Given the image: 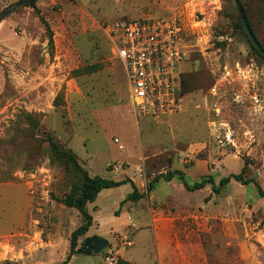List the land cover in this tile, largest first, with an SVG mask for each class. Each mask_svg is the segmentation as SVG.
<instances>
[{
  "label": "rangeland",
  "instance_id": "374dc122",
  "mask_svg": "<svg viewBox=\"0 0 264 264\" xmlns=\"http://www.w3.org/2000/svg\"><path fill=\"white\" fill-rule=\"evenodd\" d=\"M16 1L0 0V13ZM243 1L264 46V2ZM36 5L39 12L25 4L0 22V182L22 181L30 196L13 246L0 240V264H60L72 231L82 223L80 212L60 201L79 172L54 158L49 136L75 153L92 176H129L145 192L137 201L122 202L130 184L102 190L89 204L93 223L81 241L106 233L114 246L121 233L110 228L135 224L127 209L157 212L201 242L210 264H264V197L254 183L264 191V58L235 27L234 2L37 0ZM168 16L184 26L182 106L136 116L132 88L111 53L106 28L121 18ZM174 169L189 181L213 175L218 182L241 173L249 182L232 180L217 193L211 185L187 190L175 177L148 189L157 174ZM0 190L4 211L16 212L12 217L10 210V221L1 217L2 233L17 226L11 198L26 192L23 186ZM106 251L82 253L80 259L100 264Z\"/></svg>",
  "mask_w": 264,
  "mask_h": 264
},
{
  "label": "built area",
  "instance_id": "2783aa9c",
  "mask_svg": "<svg viewBox=\"0 0 264 264\" xmlns=\"http://www.w3.org/2000/svg\"><path fill=\"white\" fill-rule=\"evenodd\" d=\"M106 34L111 53L121 61L132 88L135 115L178 110L182 106L180 65L185 58L181 21L175 16L121 18L107 26ZM133 226L130 223L129 229ZM115 239L103 256L106 264L118 260L121 245H132L129 233Z\"/></svg>",
  "mask_w": 264,
  "mask_h": 264
},
{
  "label": "crops",
  "instance_id": "0c3cea01",
  "mask_svg": "<svg viewBox=\"0 0 264 264\" xmlns=\"http://www.w3.org/2000/svg\"><path fill=\"white\" fill-rule=\"evenodd\" d=\"M125 177L129 176L113 179L119 180ZM131 179L134 181L133 178ZM125 184L131 185L129 182ZM0 186H23L26 192V196L23 198L19 196H13L11 198L13 206L17 207V226L13 230L0 233V240L3 238L5 243L13 246L11 238L21 232L22 223L26 218V213L30 204V196L27 193L25 183L22 181L0 182ZM100 193L98 194L96 200H98ZM125 198H123V200ZM123 200L122 202H124ZM0 205V219L4 216V222L10 221V210L12 217H15L16 212L13 208H9L10 210L6 213L4 210L7 207H4L1 203ZM127 214L132 215V218L130 217V221L134 220V228L129 229L128 227L127 230H125V226H127L126 224L120 230L113 229V227L110 229L120 231L121 234H131L132 245H121L118 248V260L113 264H210L208 261L207 250L203 244L197 240H193L188 231L178 229L173 217L157 212L144 213L138 210L130 212L129 209H127ZM94 219L96 218L94 217ZM90 235L107 237L106 233L101 234L94 232ZM80 256L81 254L78 253L71 255L67 264H83ZM103 256L104 255H102L100 264H106Z\"/></svg>",
  "mask_w": 264,
  "mask_h": 264
},
{
  "label": "trees",
  "instance_id": "16d2710c",
  "mask_svg": "<svg viewBox=\"0 0 264 264\" xmlns=\"http://www.w3.org/2000/svg\"><path fill=\"white\" fill-rule=\"evenodd\" d=\"M259 1L264 2V0H259ZM36 2L37 0H29L26 3V5H32L39 12ZM239 2L241 4V7L244 11L247 22L254 36L256 37L257 41L260 43L261 47L264 49V46L260 42L256 34L255 28L253 26V23L250 19L249 10H248L246 3L243 0H239ZM41 18L45 22V19L43 17ZM235 27L238 30H240L243 33V35H245L252 50H254L256 53H258L261 57L264 58V56L258 52V50L252 45L250 39L248 38L244 30V27L242 25V22L240 20L239 14L235 22ZM50 41L52 42V39ZM48 139L51 145V149L53 151L54 158L64 159L65 161H67V163L72 164L74 169H76L79 172V179L71 184L69 191L65 193L64 196L60 199V201L66 206L75 207L80 212L81 217H82V223L78 225L72 231L70 235L69 252L66 258L60 263V264H67L69 262L71 255L76 254L77 250L82 245L83 241H81L80 238L86 235L90 226L93 223V216L88 209V205L89 203H92L97 199L98 194L102 190L106 188L118 187L128 182L131 183L132 191L128 193V195L123 201L125 200L137 201L138 199L143 197L145 192H141L138 189L137 185L134 183V181L129 177L116 180L113 178H105V177L98 176V175L92 176L86 169H84L79 164L78 157L75 153H73L71 150L62 148L57 142V140L54 139L52 136H49ZM175 177L178 178L183 183V185L185 186L187 190L193 191V190L201 189L207 185H211L212 189L217 193L220 192L221 188L226 186L232 180L238 181L243 184H247L249 182L248 180L244 179L241 173H230L228 175L222 176L218 182L216 181V178L213 175H204L199 180L189 181L186 178L183 170L174 169V170H170L165 173L157 174L149 182L148 189L152 188L154 183L158 182L160 179H163L165 181H170ZM254 183L256 185V188L259 194L264 197V191L259 185V183L256 181Z\"/></svg>",
  "mask_w": 264,
  "mask_h": 264
},
{
  "label": "water",
  "instance_id": "95a60500",
  "mask_svg": "<svg viewBox=\"0 0 264 264\" xmlns=\"http://www.w3.org/2000/svg\"><path fill=\"white\" fill-rule=\"evenodd\" d=\"M29 0H18L14 4H12L10 7L5 8L3 11L0 13V22L8 16L10 13L18 9L19 7L25 5ZM237 12L239 14L240 20L242 22V25L244 27V30L250 39L252 45L258 50L260 54L264 56V49L261 47L260 43L257 41L256 37L254 36L247 19L245 17L244 11L241 7V4L239 0H233ZM109 239L100 235H90L87 236L84 240L82 245L79 247L77 250L78 254H91L93 252L95 253H101L103 249L109 246Z\"/></svg>",
  "mask_w": 264,
  "mask_h": 264
}]
</instances>
